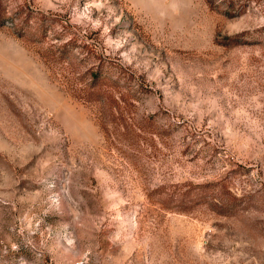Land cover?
I'll return each instance as SVG.
<instances>
[{
  "label": "rangeland",
  "instance_id": "obj_1",
  "mask_svg": "<svg viewBox=\"0 0 264 264\" xmlns=\"http://www.w3.org/2000/svg\"><path fill=\"white\" fill-rule=\"evenodd\" d=\"M0 264H264V0H0Z\"/></svg>",
  "mask_w": 264,
  "mask_h": 264
},
{
  "label": "trees",
  "instance_id": "obj_2",
  "mask_svg": "<svg viewBox=\"0 0 264 264\" xmlns=\"http://www.w3.org/2000/svg\"><path fill=\"white\" fill-rule=\"evenodd\" d=\"M98 77V76H97Z\"/></svg>",
  "mask_w": 264,
  "mask_h": 264
}]
</instances>
